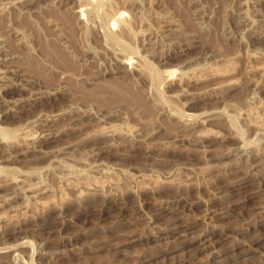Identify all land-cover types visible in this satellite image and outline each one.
Masks as SVG:
<instances>
[{"label": "rangeland", "instance_id": "1", "mask_svg": "<svg viewBox=\"0 0 264 264\" xmlns=\"http://www.w3.org/2000/svg\"><path fill=\"white\" fill-rule=\"evenodd\" d=\"M0 264H264V0H0Z\"/></svg>", "mask_w": 264, "mask_h": 264}, {"label": "bare ground", "instance_id": "2", "mask_svg": "<svg viewBox=\"0 0 264 264\" xmlns=\"http://www.w3.org/2000/svg\"><path fill=\"white\" fill-rule=\"evenodd\" d=\"M118 13V12H117ZM120 16H122V15H119V16H117L116 18H115V20H114V22L113 23H115V22H117L121 17ZM109 24H110V22H109ZM111 27V26H110ZM114 27V26H113ZM131 55H132V53H131ZM91 57V56H90ZM93 57V56H92ZM130 61H131V58L129 57V58H127V63L129 64L130 63ZM125 68H126V66H125ZM127 69V68H126ZM168 72V71H167ZM169 73V72H168ZM171 75V74H170ZM11 76V75H10ZM17 76V75H16ZM2 77H6V78H8V74H4ZM13 78V77H12ZM11 79V78H10ZM6 79H4V81H5ZM6 82V81H5ZM15 84V83H14ZM6 85H8V84H6ZM12 87V85H8V86H6V87ZM15 101V100H14ZM72 127L71 128H74V126L73 125H71ZM232 181H235L236 182V184H241V177L239 178V179H236V180H232ZM206 240H208V239H205V241ZM203 241V240H202ZM241 253V251H238L237 253H236V255H238V254H240ZM227 256H229V255H227ZM226 257V256H225Z\"/></svg>", "mask_w": 264, "mask_h": 264}]
</instances>
